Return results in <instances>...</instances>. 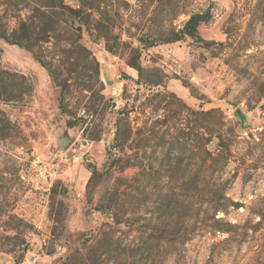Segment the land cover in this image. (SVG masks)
<instances>
[{
    "label": "rangeland",
    "instance_id": "rangeland-1",
    "mask_svg": "<svg viewBox=\"0 0 264 264\" xmlns=\"http://www.w3.org/2000/svg\"><path fill=\"white\" fill-rule=\"evenodd\" d=\"M0 264H264V0H0Z\"/></svg>",
    "mask_w": 264,
    "mask_h": 264
},
{
    "label": "water",
    "instance_id": "water-1",
    "mask_svg": "<svg viewBox=\"0 0 264 264\" xmlns=\"http://www.w3.org/2000/svg\"><path fill=\"white\" fill-rule=\"evenodd\" d=\"M62 141H63V143L65 144L68 140H67V139H63Z\"/></svg>",
    "mask_w": 264,
    "mask_h": 264
},
{
    "label": "trees",
    "instance_id": "trees-1",
    "mask_svg": "<svg viewBox=\"0 0 264 264\" xmlns=\"http://www.w3.org/2000/svg\"><path fill=\"white\" fill-rule=\"evenodd\" d=\"M193 17H195V19H199V17H200V16H199V15H197V16H193Z\"/></svg>",
    "mask_w": 264,
    "mask_h": 264
}]
</instances>
